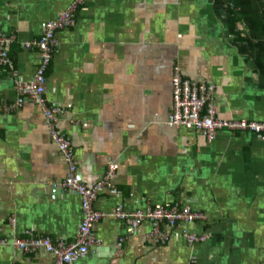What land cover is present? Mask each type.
I'll return each instance as SVG.
<instances>
[{
  "label": "crops",
  "instance_id": "0c3cea01",
  "mask_svg": "<svg viewBox=\"0 0 264 264\" xmlns=\"http://www.w3.org/2000/svg\"><path fill=\"white\" fill-rule=\"evenodd\" d=\"M73 2L0 0V35L14 40L12 67L0 64V264H53L13 237L72 242L83 220L42 110L14 105L17 82L40 62L21 42L40 38ZM73 13L55 32L44 98L61 110L57 128L83 184L116 169L92 204L103 213L95 243L72 264H264V134L221 129L208 140L167 123L176 67L214 86L218 118L264 121V0H85ZM174 202L205 219L162 223L165 240L148 220L132 229L115 214ZM184 229L206 239L189 244Z\"/></svg>",
  "mask_w": 264,
  "mask_h": 264
},
{
  "label": "built area",
  "instance_id": "2783aa9c",
  "mask_svg": "<svg viewBox=\"0 0 264 264\" xmlns=\"http://www.w3.org/2000/svg\"><path fill=\"white\" fill-rule=\"evenodd\" d=\"M84 1L74 0L57 18L46 22L40 38L21 42L23 48H36L39 51L40 62L31 80L17 82L18 97L14 105L20 106L25 100H29L42 110L48 122L51 137L68 164V174L62 180V186L76 192L81 197L83 220L79 226V233L72 242H52L48 237H36L27 232L24 237H13L11 243L25 252L43 248L54 256L53 264H72L75 260L84 257L88 253L89 246L95 243L92 227L97 220L103 217V213L94 210L92 204L96 199L97 191L116 169L115 164H110L103 181L92 187L83 184L76 173L71 143L57 128L61 110L57 106L49 105L44 98L45 72L57 44L55 32L74 24L73 12ZM13 42L12 37L0 35V64L12 67L8 49ZM171 92L172 100L167 121L169 126L193 129L208 140L214 138L216 132L221 129L249 130L258 135L264 134V121L218 118L213 102L214 86L206 82H195L183 78L177 67L171 79ZM5 109L8 110L10 107H5ZM115 214L118 218L125 220L132 229H136L143 221L148 220L153 225L152 233L161 240L166 239V235L159 230L162 223L169 226H180L205 219L203 214L193 211L188 205L177 202L155 204L145 211L137 210L130 213L123 211L119 206ZM183 232L189 244L206 239L205 235L190 233L185 229ZM3 243L4 240L0 239V244Z\"/></svg>",
  "mask_w": 264,
  "mask_h": 264
}]
</instances>
